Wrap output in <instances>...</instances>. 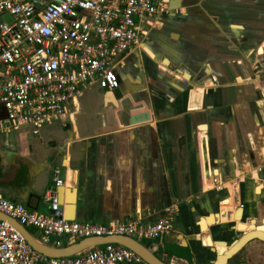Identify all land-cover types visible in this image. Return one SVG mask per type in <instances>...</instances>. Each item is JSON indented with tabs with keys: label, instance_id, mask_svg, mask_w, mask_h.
Here are the masks:
<instances>
[{
	"label": "crops",
	"instance_id": "0c3cea01",
	"mask_svg": "<svg viewBox=\"0 0 264 264\" xmlns=\"http://www.w3.org/2000/svg\"><path fill=\"white\" fill-rule=\"evenodd\" d=\"M180 14L122 58L118 105L89 86L68 121L3 136L0 153L36 171L33 210L49 208L56 171L37 169L66 156L65 218H169L166 235L146 240L168 263L264 264V0H183Z\"/></svg>",
	"mask_w": 264,
	"mask_h": 264
},
{
	"label": "built area",
	"instance_id": "2783aa9c",
	"mask_svg": "<svg viewBox=\"0 0 264 264\" xmlns=\"http://www.w3.org/2000/svg\"><path fill=\"white\" fill-rule=\"evenodd\" d=\"M170 0H0V135H40L66 122L83 91L92 85L115 90L117 67L142 46ZM6 15L10 19L6 18ZM264 99V97H263ZM8 146L9 142H5ZM261 170L264 172V164ZM57 184L61 183L57 177ZM218 187L223 183L214 177ZM56 184V185H57ZM48 212L0 196V213L38 230L42 242L61 247L90 236L126 235L160 239L172 229L169 218L110 223L80 222L63 216L56 187L44 193ZM0 264H150L121 244L50 257L35 250L14 226L0 220Z\"/></svg>",
	"mask_w": 264,
	"mask_h": 264
},
{
	"label": "water",
	"instance_id": "95a60500",
	"mask_svg": "<svg viewBox=\"0 0 264 264\" xmlns=\"http://www.w3.org/2000/svg\"><path fill=\"white\" fill-rule=\"evenodd\" d=\"M183 0H170L169 9L171 16L175 17L177 15L176 10L180 9L182 6ZM174 37H178L177 33H174ZM165 63H168V59H165ZM178 72L184 77V80L187 81L190 75L186 70H181L178 68ZM119 81L120 75L117 71ZM121 82V81H120ZM120 85L115 90L107 91L106 97L110 100L114 105H118V100L120 99L119 93ZM59 122V121H58ZM57 123V122H56ZM55 123V124H56ZM44 128L41 129V133ZM40 133V134H41ZM27 137L30 136L26 134ZM22 160H18L15 157L14 153L10 152H2L0 153V190L5 189L7 191H12V193L16 194L19 198L28 201V206H31L32 198L35 196L38 201H40V196L35 195L33 191H35L34 185V176H36V171L31 172L30 165L27 163H22ZM68 158L64 156L63 158H58L57 156L50 155L43 161V165L39 166L37 171L39 173L49 175L50 170L55 167L54 176L59 180L64 181L66 170H67ZM34 164H32V167ZM35 168V167H34ZM36 169V168H35ZM38 174V173H37ZM56 181L54 179L50 182V186L56 187ZM32 192V193H30ZM1 196V194H0ZM73 220L72 218H67ZM0 220H5L12 226H14L21 234L25 237L27 242L38 252L50 256V257H66L76 255L82 252L87 251L97 245H102L106 243H115L126 246L140 255L146 262L150 264H171L164 261L158 254H156L154 248L145 243L143 240L135 239L131 236L126 235H113V236H90L86 238H82L78 241L68 243L61 247H53L44 242H42L32 231H30L26 226L19 223L17 220L12 217L0 213Z\"/></svg>",
	"mask_w": 264,
	"mask_h": 264
},
{
	"label": "rangeland",
	"instance_id": "374dc122",
	"mask_svg": "<svg viewBox=\"0 0 264 264\" xmlns=\"http://www.w3.org/2000/svg\"><path fill=\"white\" fill-rule=\"evenodd\" d=\"M171 12V11H170ZM176 13H177V15H181L180 14V9H178V10H176ZM169 15H171V14H169ZM6 18L7 19H10V17L8 16V15H6ZM11 134H15V133H11ZM35 137H38L37 135H35L33 138H35ZM0 138H3V136L2 135H0ZM5 196L7 197V198H13L12 197V195L10 194V193H6L5 194ZM38 211H41V212H48L49 211V208H48V206L46 205V204H40L39 205V207H38ZM30 231H32L34 234H36V235H39V233H38V230H36L35 228H33V227H31V226H28L27 227ZM145 243H147L146 242V240H143Z\"/></svg>",
	"mask_w": 264,
	"mask_h": 264
},
{
	"label": "trees",
	"instance_id": "16d2710c",
	"mask_svg": "<svg viewBox=\"0 0 264 264\" xmlns=\"http://www.w3.org/2000/svg\"><path fill=\"white\" fill-rule=\"evenodd\" d=\"M5 194H6V193H3L2 196L5 197V198H7V197L5 196ZM8 199H10V198H8ZM10 200H14V201H17V202H22V201H19L18 199H16L15 197L11 198ZM22 203H24V202H22Z\"/></svg>",
	"mask_w": 264,
	"mask_h": 264
}]
</instances>
